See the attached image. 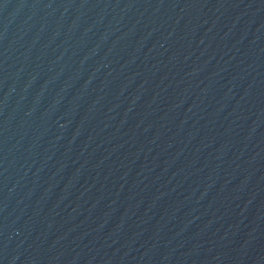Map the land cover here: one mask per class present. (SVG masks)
Masks as SVG:
<instances>
[{
	"label": "water",
	"instance_id": "obj_1",
	"mask_svg": "<svg viewBox=\"0 0 264 264\" xmlns=\"http://www.w3.org/2000/svg\"><path fill=\"white\" fill-rule=\"evenodd\" d=\"M0 264H264V0H0Z\"/></svg>",
	"mask_w": 264,
	"mask_h": 264
}]
</instances>
